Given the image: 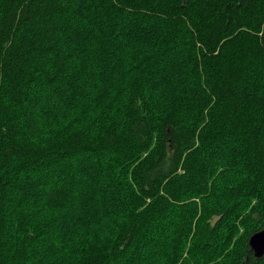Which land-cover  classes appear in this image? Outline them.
<instances>
[{
	"label": "trees",
	"instance_id": "obj_1",
	"mask_svg": "<svg viewBox=\"0 0 264 264\" xmlns=\"http://www.w3.org/2000/svg\"><path fill=\"white\" fill-rule=\"evenodd\" d=\"M264 0H0V264H264Z\"/></svg>",
	"mask_w": 264,
	"mask_h": 264
},
{
	"label": "water",
	"instance_id": "obj_2",
	"mask_svg": "<svg viewBox=\"0 0 264 264\" xmlns=\"http://www.w3.org/2000/svg\"><path fill=\"white\" fill-rule=\"evenodd\" d=\"M248 244L254 257L260 258L264 255V227L250 235Z\"/></svg>",
	"mask_w": 264,
	"mask_h": 264
}]
</instances>
